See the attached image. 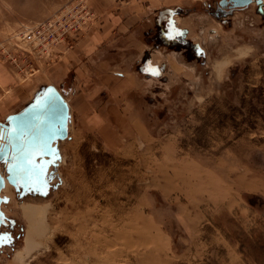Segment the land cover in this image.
I'll return each instance as SVG.
<instances>
[{
	"label": "rangeland",
	"instance_id": "rangeland-1",
	"mask_svg": "<svg viewBox=\"0 0 264 264\" xmlns=\"http://www.w3.org/2000/svg\"><path fill=\"white\" fill-rule=\"evenodd\" d=\"M219 1L0 0V71L13 82L0 89V264H264V0ZM145 9L158 13L116 39L148 45L134 88L81 92L82 47ZM64 19L75 27L61 42ZM41 22L43 44L23 43ZM50 92L67 111L25 158L13 120L40 122ZM28 205L41 232L24 251Z\"/></svg>",
	"mask_w": 264,
	"mask_h": 264
},
{
	"label": "crops",
	"instance_id": "crops-1",
	"mask_svg": "<svg viewBox=\"0 0 264 264\" xmlns=\"http://www.w3.org/2000/svg\"><path fill=\"white\" fill-rule=\"evenodd\" d=\"M124 8H121V10ZM149 10V9H148ZM148 10H141L137 12H134L132 17H129L121 22H123L120 27L118 24V18H112L111 22L108 25V28L111 30H115V34L108 36H102L101 34L96 33L90 41L89 46L84 48L79 53L81 54L80 59L75 63L74 65V73L76 74L75 80L77 87H80V91L83 92L85 90V94L87 95H97L101 94L102 91H105L112 96L116 95H127L133 88H134V82L137 77V71L133 65V63L136 60V57L142 56L149 52V50H144L148 47L147 43L145 41H138L137 44H135V47L132 45L125 46V42L122 40H117L118 37L122 38V33L127 34L130 32V30L139 31L140 27L143 28L146 24L150 23L149 17L153 15L154 13H158V9H151V11ZM160 11V10H159ZM128 13V12H126ZM151 13V14H150ZM165 13H161L162 19L164 18ZM145 20V22H144ZM153 20V18L151 19ZM164 23V22H163ZM125 25H128L124 28V30H121L122 27ZM166 27V23H164ZM138 27V28H136ZM150 27V26H149ZM158 27V26H157ZM136 28V29H134ZM154 29L151 28V34H153ZM166 32V28H164L163 33ZM151 41V36L149 38ZM174 40V39H173ZM149 42V41H148ZM153 41H151L152 43ZM150 44V43H148ZM137 46H141L142 49L139 50ZM134 48V49H133ZM155 52H158L159 48L155 46ZM148 49V48H147ZM136 50V51H133ZM128 51V52H127ZM147 51V52H146ZM141 53V54H140ZM167 54L175 55L174 51H171ZM114 56V57H113ZM117 56H123V58H116ZM125 56H128L124 59ZM168 56V55H167ZM174 58V56H173ZM152 59H146V63L150 64L152 67L150 69L156 70L158 68L153 62ZM144 67H140L139 72H142L141 70ZM159 72V70H156ZM84 73H91L92 77L95 76V78H98V83L92 82V86L88 88L89 85H86L88 83V79L84 82L81 81V77H84ZM108 80L109 84L105 83V80L102 81V79ZM91 79V78H90ZM89 79V80H90ZM95 80V79H94ZM12 80L7 76L3 71H0V89L10 88ZM90 83V82H89ZM114 83V84H113ZM115 83H118L117 85ZM133 87V88H132ZM5 92V91H4ZM104 93V92H103ZM68 105V103H67ZM69 107V105H68Z\"/></svg>",
	"mask_w": 264,
	"mask_h": 264
},
{
	"label": "water",
	"instance_id": "water-1",
	"mask_svg": "<svg viewBox=\"0 0 264 264\" xmlns=\"http://www.w3.org/2000/svg\"><path fill=\"white\" fill-rule=\"evenodd\" d=\"M232 2L233 8H243L247 6L252 0H230ZM67 105V104H66ZM67 111L64 101L59 97L58 94L54 92L48 93L40 108L36 110L33 114L37 118H41L40 122L30 121L27 116L26 117H17L13 120L14 131L10 134L15 143L14 148H18V153L25 158H28L32 155L34 150L40 145H44L48 140L51 139L53 135V127L54 125L62 119L63 114ZM22 131H27L28 136L26 137V142H21L20 137ZM34 133V140H30L29 136ZM38 135L44 137V141L41 143L38 140ZM62 137V134L59 135ZM29 143L30 145H34V149L31 150L30 156H25L23 153L24 144ZM2 186V181L0 180V188Z\"/></svg>",
	"mask_w": 264,
	"mask_h": 264
},
{
	"label": "bare ground",
	"instance_id": "bare-ground-1",
	"mask_svg": "<svg viewBox=\"0 0 264 264\" xmlns=\"http://www.w3.org/2000/svg\"><path fill=\"white\" fill-rule=\"evenodd\" d=\"M237 52V51H236ZM236 57V56H235ZM224 63H226V60H223L222 62L220 61V63H218L217 65H216V68H214V69H216V70H219V68L224 64ZM221 70V69H220ZM34 133H32L31 134V136H29V139L30 140H34ZM38 140L42 143L45 139H44V137L43 136H40V135H38ZM1 141V140H0ZM34 149V145H30L29 143H25L24 144V148H23V153H24V155L25 156H30L31 155V150H33ZM6 187V186H5ZM30 205V204H29ZM27 206L26 208L24 207V209H25V211H24V214H25V216L27 217V219H28V221H29V224L27 225V228L28 229H26V233H25V238H24V242H25V245H24V251H28L31 247H32V245H33V237L35 236V235H37L38 233L40 234V232H39V225L40 224H38L37 223V221H36V219H34L33 218V216H34V214L36 213L35 212V209H36V207L35 208H33V207H31V206ZM23 206V205H22ZM21 206V207H22ZM41 207H44V206H41ZM41 207H40V209H41ZM47 207V206H46ZM23 208V207H22ZM21 208V209H22ZM38 210H39V207L37 208ZM44 210V209H43ZM22 212V211H21ZM38 212V211H37ZM42 211H40V213H41ZM39 213V212H38ZM23 214V215H24ZM36 215V214H35ZM36 217V216H35ZM42 225V224H41ZM29 226V227H28ZM42 229V228H41ZM17 254L14 256L15 258V260H20V258H21V254L20 253H18V252H16Z\"/></svg>",
	"mask_w": 264,
	"mask_h": 264
},
{
	"label": "built area",
	"instance_id": "built-area-1",
	"mask_svg": "<svg viewBox=\"0 0 264 264\" xmlns=\"http://www.w3.org/2000/svg\"><path fill=\"white\" fill-rule=\"evenodd\" d=\"M83 16L87 15L86 11H81ZM61 30L60 33L57 34V38L60 39V41H63V36L66 34H69L70 31L75 27L72 26V24L69 23L66 19L61 21L60 23ZM51 27L50 22H41L35 25L30 26L29 28H26L25 31L21 34L22 42L25 44L33 45L36 47H39L41 44H43L42 40L44 39L43 33L45 29H49ZM44 60H46L44 58Z\"/></svg>",
	"mask_w": 264,
	"mask_h": 264
},
{
	"label": "flooded vegetation",
	"instance_id": "flooded-vegetation-1",
	"mask_svg": "<svg viewBox=\"0 0 264 264\" xmlns=\"http://www.w3.org/2000/svg\"><path fill=\"white\" fill-rule=\"evenodd\" d=\"M251 3L252 1L249 4ZM218 4L221 8H233L232 2L230 0H220Z\"/></svg>",
	"mask_w": 264,
	"mask_h": 264
}]
</instances>
